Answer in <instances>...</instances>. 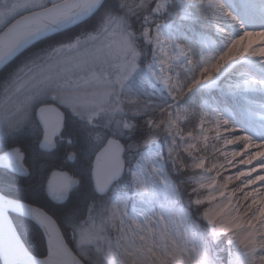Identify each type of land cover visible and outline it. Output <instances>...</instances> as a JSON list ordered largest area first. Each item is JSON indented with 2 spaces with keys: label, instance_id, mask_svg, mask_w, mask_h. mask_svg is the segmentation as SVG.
<instances>
[{
  "label": "rangeland",
  "instance_id": "374dc122",
  "mask_svg": "<svg viewBox=\"0 0 264 264\" xmlns=\"http://www.w3.org/2000/svg\"><path fill=\"white\" fill-rule=\"evenodd\" d=\"M171 2H175L181 7L183 12L181 21H164L159 28H156V21L150 22L148 26L153 29L149 31L150 38H146L142 32L145 45L143 51L136 48L133 35L122 20L123 32L131 34L130 39L133 46L140 53L137 58V70L127 79L118 80L121 74L119 66L125 60L120 48L121 29L117 28L116 23L113 22L108 24L107 30H105L106 18L102 20L97 30L80 35L70 43L45 50L40 55H31L29 60L19 64L7 85L0 91V142L14 134L18 127L25 125L32 117L36 118V110L42 105L55 104L90 125L97 126L96 123H99L102 129L112 125L116 129L121 127L127 131L132 130L135 127V122L128 116L125 104L129 105L134 101L135 96L131 95L130 90L133 89L128 83L136 73L142 72V70L147 76L151 92L160 100L158 103L162 106L168 103L171 97L167 88L162 82L155 80L152 75V72L159 74L161 67H167L160 64L161 59H167L161 49L167 52L168 57H174L179 53L180 48L184 47L186 51L197 53L200 61L202 53L206 57L214 58L225 49V45L229 44L220 35L216 39L212 34H208L206 36L198 35L192 45L188 33L184 31V27L187 28V24L184 22L190 19L188 6L194 3H190L188 0H171ZM170 3L165 4L166 9ZM208 4L212 7L210 3ZM227 4L245 21L248 31L252 33L248 36L239 35L243 38L237 45V50L243 51L247 48L251 52L258 48H264V44L260 45L262 36L256 34L264 32V28L259 26L260 21H264V2L262 0H227ZM50 5H53L52 0H48L47 4L43 3V0H0V31L20 15ZM229 30L231 29L225 26V31ZM89 34L97 35L98 38L88 40ZM100 36L105 37L103 43L100 41ZM78 39L82 41L78 48L65 47L62 53L54 52L57 47L72 44ZM34 56L36 57L33 58ZM249 58L251 60L244 56L242 59L235 60L233 64L226 65L211 81L202 83L186 98L200 90L213 94L218 93L222 101L215 104L209 103L202 107L210 112L214 110L221 112L229 119L235 120L239 128L260 139L264 134V128H262L264 126V88L258 84L239 89L235 87L237 82L248 78L242 77L241 72L250 73L251 77L257 80L264 79V65L260 63L261 60H264V56L253 57L249 54ZM242 60H245L246 63ZM169 63L172 67L168 71L172 77H175V82L190 80L196 71L186 56L172 59ZM149 65H151V71ZM230 82L232 83L228 85ZM185 100L181 101L179 107H186ZM171 113L175 115L176 108L172 109ZM167 115V113H161V119ZM149 118L156 122L160 120L153 116H147L145 124L148 127ZM189 118L178 121L179 134L175 129L171 132L168 131L167 124H161L158 129L149 127L148 142L145 143L144 149L137 154V159L133 163L135 176L132 174L133 165L125 173L130 176L129 191H111L105 200L103 217L102 214L98 216L97 214H93V216L88 214L81 224L68 229L76 251L90 264H124L125 257L129 255L134 259L146 260V253H162L172 241H175L177 246H182V242L186 241L188 249L191 250L195 247L204 251L212 260L201 233L196 230V225L191 221L187 210L178 202L177 194L171 191L175 185L168 175L169 168L174 170L179 167L175 160L183 161L184 156L190 159L187 164L194 171V175L190 178L193 186L198 184L201 176L214 174L194 167L197 158L205 155L201 149L211 148V144L216 141L210 140L208 146L194 141L188 135L190 132L185 129ZM208 126L205 125V127ZM199 132L198 118L196 129L192 133L199 134ZM42 135L43 131L41 130L39 144ZM210 135L214 136V133ZM153 136L157 138L150 139ZM190 143H197V147L192 150L191 155L184 151V148ZM170 147L173 149L172 153L169 152ZM9 151H5L4 155ZM216 155L219 156V153ZM173 156H175V160ZM208 157L210 161L213 158L212 155ZM219 158L223 160L222 156ZM25 159L24 157V161ZM183 163L185 164V162ZM28 170L30 173L33 171ZM46 176L48 177V175ZM15 177L17 180L11 179L10 181L23 190L22 192L26 196L27 192L30 194V191L26 189L30 185L27 179L17 175ZM44 179L42 178L41 183ZM37 181L39 182L38 178ZM45 181L43 182L44 187ZM35 186L36 184H34ZM208 189L213 190L212 188ZM241 195L242 193H238L224 211H232L234 206L239 208V217L234 220L232 226L234 232L232 242L228 244L229 259L239 255L242 261H246L245 250L238 245L235 234L252 231L253 224L254 226L256 224V230H260L261 224L264 223V217L253 221L252 216L255 210L244 215V208L236 204V200ZM216 199L226 200V196L217 195ZM249 203L251 200L241 201L245 207ZM258 207L264 208V204L258 205ZM118 208H123L124 212L117 215L116 209ZM259 238L256 231V241ZM30 239L32 243H36V250L43 253L44 251L38 246L40 245L38 240L36 241L33 235ZM191 254L189 252V255ZM257 254H264V249H258Z\"/></svg>",
  "mask_w": 264,
  "mask_h": 264
},
{
  "label": "snow or ice",
  "instance_id": "6c2138e0",
  "mask_svg": "<svg viewBox=\"0 0 264 264\" xmlns=\"http://www.w3.org/2000/svg\"><path fill=\"white\" fill-rule=\"evenodd\" d=\"M209 3L217 8L224 7L221 0H209ZM101 10H105V0H70V2L65 5H54L52 8L46 9L43 19L37 21L34 27L23 31L19 35H0V65L14 58L24 48L31 45L36 38L46 35L51 31L90 19L101 12ZM232 12L231 9L226 10L227 15H232ZM105 16L107 20L105 30H107L108 24H112L113 22L116 23L117 28L121 29L120 48L125 60L119 66L121 75L118 77V80L122 81L137 70V58L140 56V53L133 46V42L130 39L131 34H125L123 32V21L113 17L106 10ZM237 18V16H233V19ZM242 31L243 36L252 35L247 29H242ZM256 34L264 36V32ZM144 36L150 38L149 31L145 32ZM243 36L231 40L229 44L225 45V49L220 51L214 58L206 57L202 53L199 64L189 58L188 62L196 68V71L187 82H173V77L168 71V69L172 67L169 63L170 60L179 59L181 56L187 55L184 47H181L179 53L174 57H168L167 52L161 49L167 59H161L160 64L166 65L167 67L166 69L165 67H161L159 74L152 72V75L155 80L162 82L164 87L167 88L172 100H176L180 96L187 97L202 83L211 81L226 65L233 64L237 59H242L245 54H250L253 57L264 56V48L251 51L250 53L247 48L243 51H238L237 45L241 43ZM97 38V35L89 34L87 39L96 40ZM81 43L82 41L78 39L72 44L57 47L54 52L57 54L62 53L65 47L75 49L78 48ZM260 63L264 65V60H261ZM149 70L151 71V65H149ZM240 75L248 78L237 82L235 84L236 88L250 87L257 84L264 88V79L257 80L251 77V74L247 72H241ZM44 111V109H40L42 120L44 119ZM193 115H197L199 118L200 132L199 134L190 132L188 135L197 143H203L206 146L209 145L210 140L216 141V143L211 144L213 157L211 161L207 155H203L197 158V162L194 164V167L197 169H201L207 173H214L201 176L198 180L199 187L202 189H215L214 193L208 197L209 200L216 199L217 195L221 197L226 196V200H223L222 204H218L214 208H209L205 212V217L209 222H215V218L228 207V204L237 197L238 193H242L236 200V204H239L240 207L241 201L251 200V203L247 204L246 207L243 205L244 215L254 212L255 210L252 216L253 221L264 217V208L258 207V205L264 204V134L261 135L260 139H257L256 136L239 128L235 120L229 119L219 111L214 110L210 112L204 107L201 108L198 114L187 107H177L175 115L172 113L168 114V119L165 122L167 124V130L171 132L175 129L177 134H179L180 129L178 121L186 120ZM209 117H211V119H209ZM206 124L209 126L205 127ZM262 128H264V126H262ZM45 129V141L47 142L54 136L55 132L48 130L46 122ZM229 130L234 134L232 138H229L227 135ZM238 131H244L245 134L235 135ZM211 133H214V136L210 135ZM239 140L245 141L242 147H236ZM197 143L188 144L184 148V151L191 155L192 150L197 147ZM169 152H173L171 147L169 148ZM217 153H219V156L223 157V160L216 155ZM6 155L12 157L17 166L21 165L23 157L19 155V150H13L12 153ZM0 159L3 158L0 157ZM233 185H235V187H233ZM171 191L178 194L175 187H173ZM195 203L201 204L203 201L198 199ZM237 215H239V212ZM233 219H235V217ZM229 223L230 221L220 223L217 230L219 232L231 230L228 227ZM261 228H264V223L261 224ZM4 230V204L0 201V235L3 234ZM235 235L238 240V245L245 250L244 254L247 259L246 261H242L239 255L232 256L229 259V264H255L257 241L255 239L256 229L254 224L252 226V231L245 234L237 232ZM259 246L264 248V241L259 242ZM192 250L195 251L198 257V264H214V261L209 258L206 252L198 250L195 247H193ZM175 253L178 258L177 264H184V246H177ZM261 260H264V257H261Z\"/></svg>",
  "mask_w": 264,
  "mask_h": 264
},
{
  "label": "trees",
  "instance_id": "16d2710c",
  "mask_svg": "<svg viewBox=\"0 0 264 264\" xmlns=\"http://www.w3.org/2000/svg\"><path fill=\"white\" fill-rule=\"evenodd\" d=\"M190 12V19L185 21L184 23L187 24V28L184 27V31L188 33L190 37L191 44H194L196 37L199 36H206L208 34H212V36L218 39L219 32L213 22L212 17V7L206 3L204 5H197L193 4L188 6ZM105 10L109 12L113 17L123 20L128 27V30L133 35V42L137 49L143 51L145 49L144 41L142 38V32L144 28V18L141 15L140 19L136 17H129L125 15L124 9L122 7H117L115 0H106L105 1ZM105 10H101V12L97 13L88 21L70 29L65 32L59 33L54 35L50 38L42 40L41 42L35 44L29 50L24 52L21 56H19L16 60L10 63L1 73H0V91L7 85L8 80L13 75L14 71L18 67V65L23 64L25 60H29L31 55L42 53L45 50L53 49L55 46L60 44H66L74 41L80 35H83L88 32H92L98 29L99 25L102 23V20L106 18ZM181 7L175 3L171 2L168 5L167 11L161 17L164 21H181L182 17ZM196 59H199V55L197 53L194 54ZM34 56L33 58H35ZM230 82L228 85H230ZM130 88L131 95L135 96L134 101L129 103V105L125 104L127 107V114L131 117V119L135 122V127L130 131H123L121 127L117 129L112 126L108 125L103 129L106 136H117L123 137L125 141V145L127 148L126 151V159L129 163V168L132 167V164L137 159V154H139L145 146V141H147L150 133L149 127L145 124V120L147 116H153L156 119H161V112L160 108L162 105L158 103V98L151 92V89L147 82V76L145 75L144 70L142 72H138L135 76L130 80L128 83ZM222 101L221 96L218 93H212L205 90H200L191 94L185 100V106L190 110L195 109L196 112H199L203 105L209 103H216ZM71 121L67 124L66 136H69L73 139H79L82 141L85 140L87 135V131L90 130V124L87 122L81 121L79 118L72 116ZM198 116L193 115L190 116L189 120L185 124V129L187 132H194L197 125ZM89 125V127H88ZM95 129L102 128L100 127L99 123H96ZM72 126L77 127L79 129L77 134H74V129ZM88 127V128H87ZM81 130V131H80ZM13 133V132H12ZM41 139V128L37 123L36 119L32 117L29 122H27L22 127H18L14 134H11L10 137H7L5 140L0 142V155L3 154L5 151H9L12 148H19L25 155V165L33 170L30 173V177L25 178L27 181L34 178L39 180L35 187H28L27 196L23 194V190H20L18 187H15V184L12 183L10 180L13 181L17 180L16 175L9 171L8 169L0 168V191L12 198L27 201L32 204L55 208L52 210L58 209L52 202L45 196L43 190V182L46 180L49 171L53 168H56L59 163L57 161L61 160L60 154L63 153V150H57L52 154H44L39 149V140ZM201 151L205 153L207 156L212 155L211 148H202ZM183 162H185L184 167L180 168L177 167L176 169L172 170L169 168L168 175L176 187L180 184L181 187L191 185L192 181L190 178L194 175V171L190 168L188 162L190 159L187 156H184ZM83 173V172H82ZM84 174V173H83ZM46 178L44 179V177ZM42 178L44 179L43 182ZM25 181V182H27ZM183 182V184H181ZM130 186V176L129 174H125L121 181L116 185V189L119 192L129 191ZM23 189V188H21ZM29 194V195H28ZM177 199L180 205H182L187 212L189 213V217L191 221L195 223L196 230L201 233L204 244L214 261V264H227L229 261V246L221 250L222 246L225 244V239H219L218 243H214L211 240V237L207 235L205 228L196 221V213L192 212L180 199L177 194ZM70 209V208H69ZM69 209L65 210V212H60L61 215V223H64V226L68 229L70 225V218L67 216L69 215ZM14 222L17 226L18 231L20 232L24 242L37 256H44L45 255V243L40 233V230L31 222L24 220L23 218L14 216ZM70 222V223H69ZM28 230V231H27ZM25 231H27L25 233ZM35 237V240L39 242L41 251L36 250V243H32L30 237ZM37 238V239H36Z\"/></svg>",
  "mask_w": 264,
  "mask_h": 264
},
{
  "label": "water",
  "instance_id": "95a60500",
  "mask_svg": "<svg viewBox=\"0 0 264 264\" xmlns=\"http://www.w3.org/2000/svg\"><path fill=\"white\" fill-rule=\"evenodd\" d=\"M52 7L53 5H50L43 9L17 17L0 32V35H19L23 31L34 27L37 21L43 19L46 9ZM82 22L51 31L46 35L36 38L31 45L24 48L18 55L8 60L7 63L0 65V73L11 62L38 42L72 29ZM40 109L45 110L43 113V120L41 119ZM35 116L43 130L40 148L45 151H50L55 146V139L61 134L63 129V112L56 105H42L37 108ZM45 122L47 123L48 130L55 132L54 136L47 142L45 141ZM12 152L13 150L9 153ZM124 152V145L115 138H110L106 142L105 147L97 154L95 159L94 180L98 192L107 194L112 184L124 174ZM19 155L23 157L20 166H17L14 159L8 155L2 156L3 159H0V166L9 168L18 176H27L28 170L24 164V155L20 151ZM78 184V180L68 172L55 170L50 174L48 179L46 185L47 194L53 202L62 203L67 200L70 191L76 188ZM0 201L4 204L5 217V230L3 234L0 235V264H85L71 249L64 239L59 225L47 212L28 203L8 198L1 192ZM11 214L26 218L39 227L47 246V255L45 257H38L29 251L16 230Z\"/></svg>",
  "mask_w": 264,
  "mask_h": 264
},
{
  "label": "clouds",
  "instance_id": "9594fccd",
  "mask_svg": "<svg viewBox=\"0 0 264 264\" xmlns=\"http://www.w3.org/2000/svg\"><path fill=\"white\" fill-rule=\"evenodd\" d=\"M70 0H52L53 6H62L67 3H69ZM171 0H115V3L117 7H122L124 9L125 15H128L129 17H136L137 19H140V16L142 15L145 22V27L143 28V34L148 31H152L148 25L152 21H156V28H159L163 23L164 19H161V17L164 15V13L167 11L165 8L166 3H170ZM190 3H194L197 5H204L206 3H209V0H188ZM222 4L224 5L223 8H217L212 6V17L213 22L217 29L219 30V35L227 42H230L233 39L239 38V35L241 34L242 29H247L248 26L245 23L243 19H241L236 13L232 12V15H227L226 10H230L227 0H221ZM43 3L47 4L48 0H43ZM233 16H237V19H233ZM225 26H227L229 31H225ZM105 37L100 36V41L103 43V40ZM155 39V37H153ZM66 46V45H65ZM170 47V45H169ZM259 50V48L257 49ZM187 59L191 58L193 59L197 64H199V60L196 59L195 55L190 52L186 51ZM193 69L196 68L192 65ZM166 69V67H165ZM194 74V73H193ZM121 75V74H120ZM173 82H175V77H173ZM187 82V81H185ZM185 96H180L176 100H170L168 103L164 104L160 108L161 113H167L170 114L171 110L174 108H177L180 106L181 101L185 100ZM135 102V101H132ZM195 112L196 110L193 109ZM197 114L199 112H196ZM168 119V115L162 119H160L158 122L153 121L151 118H149L148 125L151 128H159L161 124H166L165 122ZM211 119V117H209ZM245 134L244 131H238L235 133V135H243ZM229 138L233 137V133L231 130L227 133ZM157 137L153 136L150 137V139H156ZM148 141H145L147 143ZM245 141L239 140L237 142L236 147H242L244 145ZM173 159L175 160V156H173ZM175 163L180 166V168L184 167L182 160H175ZM135 165H133L132 174L135 176ZM139 178L137 177V180ZM183 184V182H181ZM215 189L209 190L208 188H200L199 184L196 186L187 185L184 187H181L180 184L177 185V193L180 199L183 201V203L192 211L196 213V221L200 223L206 230L207 235L211 237L212 242L218 243L219 239L224 238L225 244L222 246L221 250L224 248H227L228 244L232 242V238L234 235V232L232 231L233 222L235 219H233L239 210H236V212H233L231 210L223 211L219 216L215 218V222H209V220L205 217V212L209 208H214L218 204H222L223 200L214 199L209 200L208 197L214 193ZM202 200L203 203L197 204L195 203L196 200ZM241 207H243V204H241ZM124 212L123 208L116 209V214L119 215L120 213ZM159 215V213H157ZM230 221L228 224V227L231 229L229 231L219 232L218 226L222 222ZM259 235V239L257 240V250L258 249H264L259 246V242L264 241V228H261L260 230H256ZM182 246H184V253H183V259L184 264H198V257L196 256L195 251L192 249H188L186 247V241L182 242ZM177 245L175 241H172L169 245H167L163 252H151L150 254L146 253V260H139L134 259L130 255L125 257L124 264H177L178 258L175 253ZM189 252L192 254L189 255ZM256 261L255 264H264V260H261V257H264V254H257V251L255 253Z\"/></svg>",
  "mask_w": 264,
  "mask_h": 264
},
{
  "label": "flooded vegetation",
  "instance_id": "af4514ba",
  "mask_svg": "<svg viewBox=\"0 0 264 264\" xmlns=\"http://www.w3.org/2000/svg\"><path fill=\"white\" fill-rule=\"evenodd\" d=\"M58 107L61 109V111L63 112V115H64L63 129L61 131V134L55 139V146L53 147L52 150H50V151L42 150L40 148V144H39V149L44 154H52L57 150H63V153L60 154L61 160L57 161L59 163V165H57L56 168H53L51 171H49L48 177L44 183L45 187L43 186V190H44L45 196L50 200V198L47 194L46 185H47L48 179L50 177V174L55 170L68 172L71 176H73L74 178H76L78 180V182H79L78 186L76 188H74L72 191H70L69 197L67 198L66 201H64L62 203H55L52 200H50L52 202V204H54L56 207H58V209H56V210H52L55 208H51L50 206L49 207L45 206V203L43 204L44 205V207H43V206H38V205L32 204V203L27 202V201H22V200H18V199L9 197L5 194L4 195L8 198L15 199L18 201H22V202L28 203L30 205L36 206L38 208H41L42 210L47 212L49 215H51L55 219L57 224L59 225V227L62 231V234L64 236V239L69 244L71 249L77 254V256H79L81 258V260L85 264H90L88 261L85 260V258H83L81 255H79L78 252L76 251V248L72 244V241L70 239V232L68 231V229L70 227L74 228V225L76 227L79 224H81L82 220L86 219L85 217H86V215L88 216V214H91V216H93V214H97V216L99 214H102V217H103V215L105 214L104 210H105V200L107 198V194H109L111 191L119 192L116 189V185L121 181V179L123 178L124 175L112 184V186H111V188L107 194H102V193L98 192L96 184H95V180H94V172H95L94 168H95L96 156L101 151V149H103V147H105L106 142L110 138H115L116 140L120 141L124 145L125 152L123 154V158H124V162H125V166H126V171H128L129 163L127 162V159H126L127 148H126L125 141H124L123 137H117V136H113V135L106 136L107 134H105L103 129L102 130L100 128L95 129V126L93 124L90 125V130L87 131V135L85 137V140H83V138H82V141H81L79 139H73L69 136H66L67 124L71 121L72 117L69 114L68 110H65L64 108H62L60 106H58ZM75 117H77V116H75ZM81 121H83V120H81ZM72 128L74 129L73 133L77 134V131L79 129H77V127H75V126H72ZM41 130H42V128H41ZM123 131H127V130L123 129ZM23 155H24V153H23ZM24 157H25V155H24ZM24 164H25V162H24ZM0 167L4 168V169H8L9 171H11L9 168H5L2 166H0ZM28 169L29 168L27 167V170ZM12 173H14V172H12ZM18 177L28 178V177H30V171L28 170L27 176H18ZM28 183L30 184V185H28V187L33 188L34 184L37 185L38 181L34 177L30 181H28ZM15 187L17 188L18 186H15ZM28 187H26V188H28ZM68 209H69V213H68L69 215L67 216V218L71 217L70 218V220H71L70 225L71 226L69 225V227L67 229L64 226V223L63 222L61 223V221H60L62 219L60 212H65V210H68ZM11 217L14 221L13 215ZM18 233H19L21 239L23 240L19 231H18ZM42 237H43V235H42ZM23 242H24V240H23ZM91 249H92V247H91ZM46 254H47V246L45 245V255Z\"/></svg>",
  "mask_w": 264,
  "mask_h": 264
},
{
  "label": "bare ground",
  "instance_id": "6f19581e",
  "mask_svg": "<svg viewBox=\"0 0 264 264\" xmlns=\"http://www.w3.org/2000/svg\"><path fill=\"white\" fill-rule=\"evenodd\" d=\"M247 1V0H246ZM253 1H259V0H253ZM263 2H264V0H262ZM260 25L259 26H262L263 28H264V21L262 20V21H260V23H259ZM241 34H243V31L241 30ZM264 44V36H262L261 37V43H260V45H263ZM250 53V52H249ZM245 58L246 59H250L249 58V54H245ZM251 60V59H250ZM242 61H244L245 63H246V61L245 60H242ZM228 69V68H227ZM215 83V82H214ZM236 210H239V208L238 207H236V206H234L233 208H232V211L233 212H236ZM239 212V211H238ZM237 217H239L238 215H236L235 216V219L237 218ZM253 223V222H252ZM255 226H256V224H255Z\"/></svg>",
  "mask_w": 264,
  "mask_h": 264
}]
</instances>
